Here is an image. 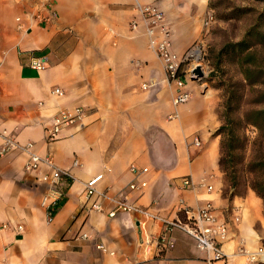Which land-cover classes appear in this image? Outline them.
<instances>
[{
  "label": "crops",
  "instance_id": "0c3cea01",
  "mask_svg": "<svg viewBox=\"0 0 264 264\" xmlns=\"http://www.w3.org/2000/svg\"><path fill=\"white\" fill-rule=\"evenodd\" d=\"M187 1L0 0V132L33 142V151L50 154L70 172L57 186L60 197L48 221L41 204L47 185L40 172L24 169L28 154L19 148L0 153V264H206V253L180 229L171 232L173 246L162 248L160 220L134 212L109 216L117 199L182 220L180 204L197 209L210 202L227 224L226 264H264L249 258L264 245V200L250 187L225 190L217 95L188 80L189 100L173 105L163 62L134 8L136 2L158 5L173 50L182 54L207 8L206 0ZM35 56L46 58L44 69L29 66ZM75 107L84 117L47 142L51 117ZM2 142L0 133V148ZM131 165L148 172L136 178ZM98 174L97 190L106 196L87 199L85 182ZM184 175L194 188L182 186ZM136 179L147 185L130 190ZM95 199L102 211L89 208Z\"/></svg>",
  "mask_w": 264,
  "mask_h": 264
},
{
  "label": "built area",
  "instance_id": "2783aa9c",
  "mask_svg": "<svg viewBox=\"0 0 264 264\" xmlns=\"http://www.w3.org/2000/svg\"><path fill=\"white\" fill-rule=\"evenodd\" d=\"M134 8L137 11L140 21L145 27L148 37V44L154 50L156 55L163 62L165 77L167 82L172 87V103L174 106L182 104L189 100L191 92L187 87L188 80L192 79L193 69L200 66L205 73L207 68V60H205V52L203 45L195 41L182 54H178L173 50V35L170 26L168 25L164 11L155 3H141L136 2ZM18 21L20 17L16 18ZM139 25V20L133 19L130 21V27L136 29ZM21 27V24H18ZM29 66L35 70H42L46 67V58L44 56L32 57ZM146 85L143 84V87ZM54 92L58 95L63 94V91L57 87ZM85 110L82 107H75L73 109H62L54 114L49 124L44 128L45 138L47 142H51L58 137L61 128L65 125L71 124L83 118ZM176 116L174 112L170 117ZM3 137L0 153L19 148L28 154V158L24 164L26 171H38V180L47 185V191L42 195L41 204L46 208L48 221L53 219L54 206L60 197L58 184L64 176H69V170L59 168L53 161L50 154L44 156L39 155L32 150L33 142L20 143L7 130L3 129L1 132ZM194 143L200 145V140L197 136L194 137ZM77 161L74 160V164ZM44 167L45 170L40 168ZM132 173L137 177L141 174L147 173V167H139L131 165ZM102 174L95 175L85 182V194L87 199L94 196H106L105 193H100L97 190V183L101 179ZM182 186L184 188H194L195 184L190 175L181 177ZM201 185L204 183L201 182ZM147 185L145 179H136L128 184L130 190L144 188ZM207 188H211L210 185ZM89 208L102 211V205L98 200L91 201ZM179 211L185 214V219L170 218L162 216L153 212L149 208L137 206L127 199L115 200L114 206L108 210L109 216H115L119 212H134L140 215L158 219L162 222L163 228L157 238L158 244L162 248L173 246V239L171 232L174 229H180L191 236L198 249L206 253V264H226L227 255L223 250V242L227 238V224L217 220L214 208L210 202L204 206L193 209L185 204L179 205ZM2 228L9 227V224L3 223ZM22 226L18 225L17 229L21 230ZM83 236H86L84 233ZM98 248L104 249L102 244L97 245ZM250 260H258L264 262V245L257 248L256 251L249 255Z\"/></svg>",
  "mask_w": 264,
  "mask_h": 264
},
{
  "label": "rangeland",
  "instance_id": "374dc122",
  "mask_svg": "<svg viewBox=\"0 0 264 264\" xmlns=\"http://www.w3.org/2000/svg\"><path fill=\"white\" fill-rule=\"evenodd\" d=\"M206 3L204 14L196 18L198 31L191 38L190 45L195 41L203 45L207 68L202 78L194 83L217 95L220 125V114L229 98L233 102L231 106L238 112L236 114L264 100V71L253 74L250 81L245 80L242 73V66L253 68L252 64L242 63V60H260L264 69V0H206ZM250 53L254 58H244ZM256 81L258 84L253 85L252 82ZM244 131L251 141L255 135L254 127L248 125ZM250 151L248 144L244 150H238L237 156L248 159ZM223 176L226 191L232 189L242 193L248 188L242 172L233 188L228 175L223 172Z\"/></svg>",
  "mask_w": 264,
  "mask_h": 264
},
{
  "label": "trees",
  "instance_id": "16d2710c",
  "mask_svg": "<svg viewBox=\"0 0 264 264\" xmlns=\"http://www.w3.org/2000/svg\"><path fill=\"white\" fill-rule=\"evenodd\" d=\"M246 57L254 58L253 53L246 54ZM246 62L253 68L242 66L245 80L250 81L253 74L264 71L260 60H242V63ZM252 84L257 85L258 82ZM232 103L231 98L224 102L220 114L222 121L215 131L220 137V169L230 178L232 188L236 186L240 172L244 173L246 185L264 200V100L257 101L239 114H236L238 112L231 106ZM248 125L255 129L251 141L244 131ZM248 144L251 148L249 158L238 157V150H244ZM232 193L237 192L233 190Z\"/></svg>",
  "mask_w": 264,
  "mask_h": 264
},
{
  "label": "water",
  "instance_id": "95a60500",
  "mask_svg": "<svg viewBox=\"0 0 264 264\" xmlns=\"http://www.w3.org/2000/svg\"><path fill=\"white\" fill-rule=\"evenodd\" d=\"M204 75L203 70L200 66H196L193 69V75L191 76L192 79H197L198 77H202Z\"/></svg>",
  "mask_w": 264,
  "mask_h": 264
}]
</instances>
